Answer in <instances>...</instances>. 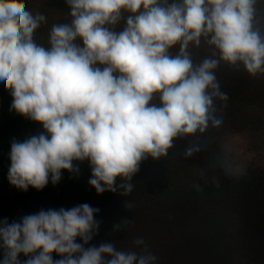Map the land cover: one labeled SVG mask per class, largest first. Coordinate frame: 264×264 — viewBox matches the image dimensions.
<instances>
[{
    "label": "clouds",
    "instance_id": "clouds-1",
    "mask_svg": "<svg viewBox=\"0 0 264 264\" xmlns=\"http://www.w3.org/2000/svg\"><path fill=\"white\" fill-rule=\"evenodd\" d=\"M65 3L73 19L52 27L46 48L33 40L46 18L17 0H0V91H10V112L42 126L11 141L7 179L18 190L55 186L62 170L76 175L87 161L88 184L98 195L118 188L127 195L144 158L166 157L177 136L222 122L214 114V98L227 99L214 74L221 61L242 64L251 75L264 71V36L253 28L256 0ZM122 11L130 15L117 32L108 25ZM201 37L219 57L194 65L188 48ZM177 44L179 54L170 55ZM98 212L84 203L0 220V264H21L20 254L23 264H157L143 238L133 241L140 251L112 242L85 247L97 234Z\"/></svg>",
    "mask_w": 264,
    "mask_h": 264
},
{
    "label": "trees",
    "instance_id": "trees-1",
    "mask_svg": "<svg viewBox=\"0 0 264 264\" xmlns=\"http://www.w3.org/2000/svg\"><path fill=\"white\" fill-rule=\"evenodd\" d=\"M17 2L34 16L46 18L33 34L34 42L46 48L52 27L73 19L65 0ZM254 8L253 28L264 36V0H256ZM128 15L122 11L121 20L108 27L122 31ZM179 50L177 44L169 54L178 55ZM188 52L194 65L219 57L204 37L199 46L190 43ZM214 74L227 95L226 100L214 98V114L222 122L218 126L209 122L203 132L177 136L166 157L144 158L127 195L120 188L98 195L88 184L87 161L76 175L62 170L60 182L55 186L49 182L43 190L29 187L25 192L10 185L11 141L36 135L42 126L10 112V91H0V220L11 223L41 209L87 203L99 209L94 219L100 225L85 247L112 242L119 250L140 251L133 241L143 238L148 251L158 257L157 264H264V168L239 166L220 143L228 132L248 131L252 148L264 153V71L251 75L242 64L221 61ZM153 102L158 103V98ZM189 148L197 150L187 156ZM122 182L117 177V184ZM116 223L119 228L113 230ZM76 242L82 243L79 238ZM18 259L23 264L27 257L20 254Z\"/></svg>",
    "mask_w": 264,
    "mask_h": 264
},
{
    "label": "rangeland",
    "instance_id": "rangeland-1",
    "mask_svg": "<svg viewBox=\"0 0 264 264\" xmlns=\"http://www.w3.org/2000/svg\"><path fill=\"white\" fill-rule=\"evenodd\" d=\"M220 143L228 156L239 166L264 168V153L255 151L251 146V133H226Z\"/></svg>",
    "mask_w": 264,
    "mask_h": 264
}]
</instances>
